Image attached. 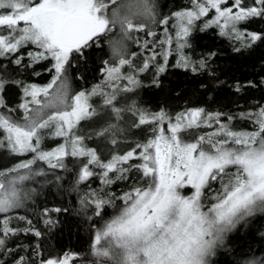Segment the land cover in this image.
<instances>
[{
  "label": "snow or ice",
  "instance_id": "1",
  "mask_svg": "<svg viewBox=\"0 0 264 264\" xmlns=\"http://www.w3.org/2000/svg\"><path fill=\"white\" fill-rule=\"evenodd\" d=\"M211 10L215 15L204 22L203 28L216 26L221 35L241 41L242 47L264 41V32L238 27L255 18L264 19V0H252L251 4L245 0H232L231 4L228 0H192L190 8L171 14L176 22L177 50L182 53L189 46L196 22ZM155 14L152 0H0V57L16 54L12 63L22 65L21 49L35 46L34 51L26 53L30 60L27 67L51 60V68L46 71L54 73L43 86L9 80L0 73V108L7 109L4 94L14 84L22 90L18 107L24 113L20 122L8 114L13 110L0 112V147L14 155L31 154V158L0 170V213L23 207L25 199L30 198L18 185L46 175L43 169L33 170L38 161L45 162L50 169H66L65 158H79L80 167L70 191H76V185L97 175L93 167L102 170L99 175L105 185L114 183L110 173L115 179L127 180V174L135 170L141 173L140 179L146 181V186H133L120 197L123 207L95 232L92 254L111 258L112 264H212V257L225 246L230 233L257 213H264V105L254 112L240 114L254 123L251 131H234L222 121H231L233 116L208 112L202 107L171 116L164 108L153 112L134 101L119 106L120 93H132L140 87L137 73L147 71L157 55L153 53L142 66L136 67L126 52L125 41L132 39L131 33L143 31L147 27L144 20L154 19ZM169 19L165 17L160 23L166 25ZM106 38L112 62L104 61V85L70 94L68 70L73 61L85 57L87 49L100 45ZM160 43L171 45L173 37L167 36ZM169 54L163 53L164 63L157 65V76L166 71ZM135 55L131 53L132 57ZM125 66L132 71L123 72ZM174 66L189 68L190 61L181 55ZM205 67L202 60L191 70ZM120 81L127 83L121 86ZM152 83L160 86L158 79ZM248 83L255 87L251 81ZM93 96L103 97L100 110L90 102ZM125 113L136 117L133 127L149 126L151 135L123 154H112L105 162L98 150L88 147L85 141L95 137L116 145ZM92 121L100 122V126L87 135L81 134L82 122ZM212 122L217 125L215 131L194 135L195 129L202 125L211 127ZM45 130L62 138V143L51 150L42 149ZM189 135L192 138L185 139ZM136 159L141 162L130 163ZM61 179L56 177L57 181ZM214 181H220L221 190L205 210L203 200ZM185 189H190V194H184ZM112 202L95 190L80 201L82 209L94 205L96 216ZM42 211L44 223L54 227L57 222L51 213L67 209ZM19 219L32 225L26 217ZM10 222L8 215L0 220V248L6 253L12 251L6 247L10 235L31 231L36 237L42 236L33 227L21 230L10 227ZM102 241H106L103 246ZM72 259L74 256L66 253L60 258L41 259L40 264H69ZM14 264L27 261L19 257ZM248 264H264V260L253 259Z\"/></svg>",
  "mask_w": 264,
  "mask_h": 264
},
{
  "label": "trees",
  "instance_id": "2",
  "mask_svg": "<svg viewBox=\"0 0 264 264\" xmlns=\"http://www.w3.org/2000/svg\"><path fill=\"white\" fill-rule=\"evenodd\" d=\"M157 2L161 13L157 20L192 6V0H157ZM231 2L232 0H228L229 4ZM245 3L251 4L252 0H245ZM208 16L196 22L188 39L189 46L182 51V54L190 61L189 68L174 66L180 58L178 53L173 51L167 58L166 71L157 76L156 67L160 58L158 57L150 63L149 69L152 71L150 77L139 75L140 87L132 93L129 104L134 101L137 106L153 112L164 108L171 116L190 108L202 107L208 112H222L233 116L234 119L231 121L225 118H222V121L228 123L234 131H251L254 123L247 118H242L240 114L254 112L264 105V41H256L251 47H242L241 41L221 35L216 26L203 28ZM238 27L247 31L264 32V19L255 18ZM165 28L168 32L173 31L169 22ZM145 29L134 32L133 40H142L135 44L136 46L132 45L131 51L135 49L136 53H145L146 60L152 54H148L151 51L147 48L149 44L142 48L143 42L153 40L151 43H155L156 35L148 38ZM236 48L240 51H234ZM34 50L35 46H25L21 49L22 65L12 63L16 54L0 57V73L9 80H20L25 84L48 83L53 75V72L46 71L51 68L53 63L51 60L27 67L30 60L26 53ZM211 53L215 55H210ZM202 60L206 62V67L198 68V71L193 72L191 67H198ZM104 61L112 62L111 48L107 38L100 45L87 49L86 56L74 60L72 67L69 68V79L76 83L77 91H89L101 82L104 76ZM37 72L40 75L34 74ZM154 79L159 80V87L152 83ZM249 81L255 87L249 86ZM237 87L240 91L236 90ZM4 98L7 109L13 110L8 114L14 120L20 119L24 114L23 109L18 107L22 102L21 88L14 84L9 85ZM119 106L124 107L125 104L122 103ZM7 109L0 108V112H7ZM135 120L136 117L131 113L124 114L120 122L122 132L117 137L116 145L99 138V145H96L93 139L86 140L85 143L88 147L96 148L101 159L106 162L112 154H123L134 148L137 143L146 141L151 135L147 125L133 127ZM88 123L91 122H82L80 129L88 127ZM216 127L214 122L211 127L202 125L194 130V135H206L215 131ZM87 131L90 132L89 128ZM81 134L87 135L82 132ZM2 137L3 130L0 129V138ZM191 138V135L185 137V139ZM58 142H61V138L56 137L54 143ZM42 149L46 150V147ZM29 158L31 154L14 155L7 148L0 147V170L11 168L16 163ZM140 162L139 159L130 161V163ZM65 165L66 169H50L45 162L38 161L33 166V170L43 169L46 175L23 182L30 198L25 199L23 207L13 209L7 214L0 213V220L5 215L11 217L10 227L21 230L33 227L42 232L40 237H36L31 231H19L16 235L7 237L6 247L12 251L6 253L4 248H0V264H14L19 257H24L27 264H40L41 259L60 258L66 253L74 256L69 264H103L102 260L95 258L92 254L91 245L95 232L119 213V209L124 204L120 197L131 191L133 186H146V181L140 179V172L132 170L127 174L130 177L127 180L115 179V175L110 173L114 183L105 185L99 175L102 170L93 167L97 175L76 185V191H70L76 180L80 159L67 157ZM57 176L62 179L57 181ZM93 190L101 197L113 201L104 206L100 216L94 214V205H88L82 209L80 203L81 198L89 195ZM220 190V181L211 183V188L207 190L206 198L203 200L205 208L213 202L212 197ZM57 207L67 211L51 213V218L57 223L54 227L46 225L44 223L46 217L42 210ZM19 217L31 220L32 225H28L26 220H20ZM253 259L264 260V213H257L249 218L247 224L238 226L237 230L230 233L225 246L219 248L216 255L212 257V264H248Z\"/></svg>",
  "mask_w": 264,
  "mask_h": 264
},
{
  "label": "rangeland",
  "instance_id": "3",
  "mask_svg": "<svg viewBox=\"0 0 264 264\" xmlns=\"http://www.w3.org/2000/svg\"><path fill=\"white\" fill-rule=\"evenodd\" d=\"M152 3L155 5V17H154V19H152V20H144V22L146 23V25H147V27H146V32H147V36H148V38H152L154 35H149L148 33L149 32H152V33H155V35H156V41H154L155 43H151L153 40H149V41H145V42H143V47L142 48H144L145 47V44L147 43V44H149V47H147V48H149L151 51H149L148 52V54L149 55H153V53H156L157 55H156V59L158 58V57H160L159 58V64L158 65H160V64H163L164 63V55H163V53L164 52H173V51H176L177 53H178V56H179V58L181 59V55H183L179 50H177V46H176V40H175V31H176V29H175V27H174V25H175V19L173 18L172 20L171 19H169V23H170V26H171V28H172V32H168L167 31V33L165 32V26L167 25H165V24H162V23H160V21L162 20V19H164L166 16H163V17H160L158 20L156 19L158 16H160L159 14H161L160 13V7H159V3L157 2V0H152ZM176 12V11H175ZM173 13V12H172ZM171 13V14H172ZM171 14L170 15H168L169 17H171ZM215 15V11L214 10H211L210 12H209V16L207 17V19L206 20H208V19H211L213 16ZM203 19H205V17H202ZM218 28V27H217ZM219 29V28H218ZM219 31H220V29H219ZM163 33V34H162ZM170 33V34H169ZM131 36H132V39H129V40H126L125 41V43H126V52H127V54L130 56V58L133 60V65L134 66H136V67H139V66H142L143 65V63L145 62V58H144V55H145V53H136V51L137 50H135V49H133V51H131V49H132V45L133 46H136L135 44H138V42H140V40H142V39H140L139 41H134L133 39H134V36H135V34H134V32L133 33H131ZM163 36H164V38H163ZM167 36H172L173 37V43L171 44V45H167V44H161L160 43V41H163V40H165L166 38H167ZM116 38H119V36L117 35V37ZM154 44V45H153ZM173 47H174V49H173ZM131 53H136V55L134 56V57H132L131 56ZM112 54V53H111ZM170 55V54H169ZM169 55H168V57H169ZM184 56V55H183ZM161 60V61H160ZM138 64V65H136V63ZM122 71L123 72H125L126 74L128 73V72H131L132 71V69L131 68H129L128 66H125V68L124 69H122ZM151 70L150 69H148L147 71H145V72H139V73H137V76H138V79L140 78V76H143V77H150L151 76ZM54 74V73H53ZM140 75V76H139ZM105 79H106V76H105V73H104V76L102 77V79H101V82H99L97 85H104V81H105ZM120 84H121V86L123 85V84H126L127 83V81H120L119 82ZM47 84V83H46ZM46 84H42V85H38V86H43V85H46ZM76 83L74 82V81H72V80H70L69 79V92H70V94H75L76 92H79V91H77V88H76ZM96 86V85H95ZM92 89V88H91ZM90 89V90H91ZM89 90V91H90ZM105 90L106 91H109L110 89L109 88H107V87H105ZM133 93V92H132ZM132 93H120V103L119 104H122V103H124L125 105L126 104H129V101L131 100V98H132ZM92 104H93V106L94 107H96L98 110H100L101 108H102V106H103V97H101V96H93L92 98H91V101H90ZM14 117H18L17 115H13ZM23 117V116H22ZM22 117L20 118V119H15V120H18V121H20V122H22ZM88 127H86V128H83V129H80V131L82 132V133H91L94 129H96V128H98L99 126H100V122H98V121H92L91 123H88ZM254 125H253V127H252V129H254ZM87 128H89V131L90 132H88L87 131ZM87 131V132H86ZM55 138L56 137H53V136H51L48 132H47V130H45V133H44V138H43V140H42V145H41V147H46V150H51V149H53V148H55V147H57L58 146V144H60V143H62V138H61V142H58L57 144L56 143H54V140H55ZM93 141L96 143V145H99V142H98V138H93ZM24 184L22 183V184H19L18 185V187H20L21 189H22V193H28L27 192V190L25 189V187L23 186ZM184 191V194H186V195H188V194H190V192H191V190L190 189H185V190H183ZM13 210V209H12ZM205 210H206V208H205ZM104 227V226H103ZM103 227H101V228H99V230L100 229H102ZM106 244V241H102L101 242V245L103 246V245H105ZM95 258H99L100 260H102L103 262L104 261H108V264H112V261H111V258H101V257H96V256H94ZM101 261V262H102Z\"/></svg>",
  "mask_w": 264,
  "mask_h": 264
}]
</instances>
